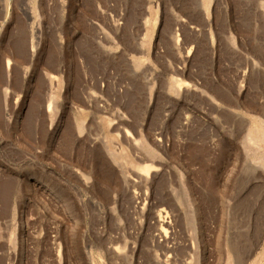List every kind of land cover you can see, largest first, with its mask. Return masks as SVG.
<instances>
[{
	"label": "rangeland",
	"instance_id": "1",
	"mask_svg": "<svg viewBox=\"0 0 264 264\" xmlns=\"http://www.w3.org/2000/svg\"><path fill=\"white\" fill-rule=\"evenodd\" d=\"M0 49V264H264V0H0Z\"/></svg>",
	"mask_w": 264,
	"mask_h": 264
},
{
	"label": "bare ground",
	"instance_id": "2",
	"mask_svg": "<svg viewBox=\"0 0 264 264\" xmlns=\"http://www.w3.org/2000/svg\"><path fill=\"white\" fill-rule=\"evenodd\" d=\"M33 31H31V33L29 34V40H27V42L29 43V47H30V50H31V52L34 54V52H35V48H36V45H37V43H36V41H34V35H36V31H34V33H32ZM178 38V37H177ZM24 42H26V40H13L12 41V44H13V50H15L16 52H19V51H23V49H22V43H24ZM35 42V43H34ZM1 50V49H0ZM4 53V52H3ZM2 56V55H1ZM3 57V56H2ZM58 61L59 60V57L58 56H56V53H55V50L54 49H51L50 51H49V53H48V58H47V63H48V66L47 67H52L53 66V63H54V61ZM8 66H9V59L7 58L6 60H5V67H6V69L8 68ZM4 66L2 65V62H0V78L2 79L3 78V76H5V74H4ZM5 72H6V70H5ZM7 76H8V74H7ZM51 78V77H50ZM7 90H8V88L6 87L4 90H3V92H2V90L0 91V125L2 124L3 126H5L4 127V129H6V128H8V126H7V124H5L4 125V121H3V119H4V116H3V108H2V105H3V103H5L6 102V99H7V97H8V93H7ZM51 102V101H50ZM50 102H48V106H47V111H49L50 112V107H51V104H50ZM40 108V107H39ZM32 109H38L37 108V106L35 105ZM33 111V110H32ZM37 111V110H36ZM36 111H34L33 113H35ZM30 114V115H34V114ZM38 113V111L35 113V114H37ZM51 116V115H50ZM28 117V116H27ZM30 117V116H29ZM28 120H27V124L22 128V129H20V130H18L17 128H16V125H17V123H18V120H17V117H15V120L12 122V125H11V127H12V130L15 132V133H18V135H19V139H18V141L20 142V141H22L23 139L26 141H28L29 139H31L32 137H31V135H32V125L33 124H31L30 123V120L32 121V119H33V117H32V119H31V117L30 118H27ZM34 120V119H33ZM29 121V122H28ZM39 122V121H38ZM53 124H52V122L50 123V126H52ZM37 133V132H36ZM64 134H63V137H62V142H61V144H60V146H58V149H60V151H62L63 153H65L64 155H66V153H67V151H68V149H69V145H71L70 144V141L71 140H73L72 138H73V136L71 135L72 134V132H71V127H70V125H68V126H66L65 127V131L63 132ZM55 135H56V128H53V130H50V131H45L44 130V127L43 126H41L40 127V138H41V143H44V142H48L47 143V145H49V146H51L52 145V143L54 142V139H55ZM9 137H10V135H9ZM31 137V138H30ZM47 139V140H46ZM23 140V141H24ZM26 143V142H25ZM31 143V142H30ZM18 144V143H17ZM20 144V143H19ZM23 146V145H22ZM47 148H48V146H47ZM48 150H50V149H48ZM39 179L41 178V177H38ZM11 182V183H10ZM11 185H12V180H10L7 184H5V188H6V191H5V194L10 190V187H11ZM4 188V189H5ZM3 189V188H2Z\"/></svg>",
	"mask_w": 264,
	"mask_h": 264
}]
</instances>
